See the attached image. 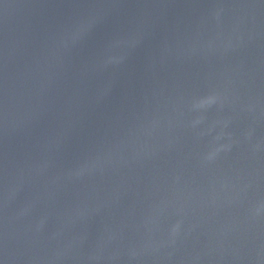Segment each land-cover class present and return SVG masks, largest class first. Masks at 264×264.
Wrapping results in <instances>:
<instances>
[{"label": "water", "instance_id": "1", "mask_svg": "<svg viewBox=\"0 0 264 264\" xmlns=\"http://www.w3.org/2000/svg\"><path fill=\"white\" fill-rule=\"evenodd\" d=\"M0 264H264V0H0Z\"/></svg>", "mask_w": 264, "mask_h": 264}]
</instances>
